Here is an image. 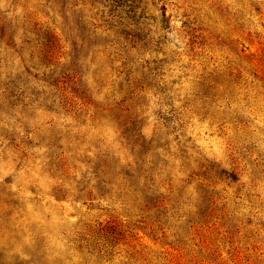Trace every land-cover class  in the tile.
<instances>
[{
	"label": "rangeland",
	"instance_id": "rangeland-1",
	"mask_svg": "<svg viewBox=\"0 0 264 264\" xmlns=\"http://www.w3.org/2000/svg\"><path fill=\"white\" fill-rule=\"evenodd\" d=\"M0 264H264V0H0Z\"/></svg>",
	"mask_w": 264,
	"mask_h": 264
}]
</instances>
